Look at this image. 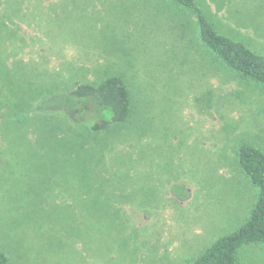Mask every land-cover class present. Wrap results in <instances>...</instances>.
<instances>
[{
	"label": "rangeland",
	"instance_id": "1",
	"mask_svg": "<svg viewBox=\"0 0 264 264\" xmlns=\"http://www.w3.org/2000/svg\"><path fill=\"white\" fill-rule=\"evenodd\" d=\"M193 1L0 0L7 264H192L248 219L257 189L237 154L264 152V85L208 51L195 11L264 54V0ZM112 76L130 117L92 132L104 112L70 91ZM237 260L264 264V245Z\"/></svg>",
	"mask_w": 264,
	"mask_h": 264
},
{
	"label": "trees",
	"instance_id": "2",
	"mask_svg": "<svg viewBox=\"0 0 264 264\" xmlns=\"http://www.w3.org/2000/svg\"><path fill=\"white\" fill-rule=\"evenodd\" d=\"M172 1L179 6L192 7L193 10L196 6L193 0ZM195 14L199 39L208 51L240 77L264 85V54L254 53L242 43L217 34L198 9ZM70 96L72 100H83L84 105L85 101L90 100L92 106L86 104L89 109L104 112L105 120L91 126L92 132L124 123L131 114L130 92L125 82L117 76L100 79L92 84H79L70 91ZM237 155L239 168L257 189L255 206L238 230L216 240L192 264H238L237 252L241 247L248 244L264 245V152L257 147L242 145ZM103 198H106L105 203L111 199ZM7 263L6 254L0 251V264Z\"/></svg>",
	"mask_w": 264,
	"mask_h": 264
}]
</instances>
